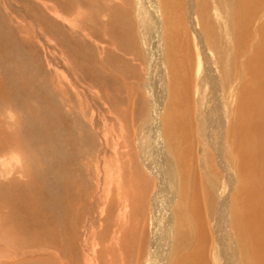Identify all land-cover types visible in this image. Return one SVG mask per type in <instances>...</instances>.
Instances as JSON below:
<instances>
[{"label": "bare ground", "instance_id": "obj_1", "mask_svg": "<svg viewBox=\"0 0 264 264\" xmlns=\"http://www.w3.org/2000/svg\"><path fill=\"white\" fill-rule=\"evenodd\" d=\"M134 2L0 0V105H12L24 117V121L18 120L19 134L7 130L6 125L0 128V144L18 143L24 152L31 148L29 157L33 164L38 160L41 167L43 161L49 165H44L45 168L37 165L35 176L29 174V178L20 182L21 187L15 186L16 181L11 179L9 183L15 189L6 190L2 206L7 209L10 221L15 217L14 224H19L20 234H34L36 240L42 241L37 245L50 253L53 251L50 248L63 251L71 264H82L84 256L91 264L92 257L84 252L88 250L93 257L96 255L94 247L99 242L92 233L99 232L97 240L105 236L113 220L110 217L118 206L105 201V208L99 210L102 217L97 231L91 233L93 224L90 220L87 224L84 218V213L90 211L91 200L81 183L76 184L80 176L77 178L78 169L72 166V157L79 155L80 163H84L85 154L90 157L94 154L105 165L106 158L110 161L112 156L119 166L131 164L135 185L134 197L128 198L133 202L130 209L135 215L129 214L133 220L125 228L129 236L122 226L114 228V224L110 229L112 237L114 233L117 237L124 233L122 264H264V0ZM71 21L87 40L74 36V28L69 27ZM136 27L140 28V36ZM139 39L143 51L138 47ZM52 52L71 58L77 75L81 72L78 77L82 75L83 83L93 81L106 69L112 71L111 78L120 76L121 82L126 79L130 117H124V134L113 135L111 156L105 151L106 137L101 135L104 140L101 145L105 147L100 149L88 127L83 130L85 138L82 137L84 142L90 141L87 147L81 144L83 150L77 149V140L82 138L71 137L69 115L64 120L62 115L66 112L59 108L56 112L48 110L51 105L44 103L45 97L44 106L41 105L43 90L54 82L44 77L52 70V62L48 61ZM75 58L85 61L83 70ZM133 58L147 63V102L132 90L134 86L128 79L138 76L132 74ZM100 62H106L107 67L102 68ZM155 74L153 85L150 83ZM70 76L76 86L81 83L73 74ZM110 80L108 77L106 82ZM122 88L115 95L103 93L115 117L120 118ZM141 106L143 111L139 112ZM41 108L59 120L49 121V114H44L43 120ZM146 111L150 115L146 117L148 126L144 134H139L134 121L138 112L139 116ZM63 129L68 131L65 136L70 143H65L67 139L63 137L64 143L58 144L57 133L61 134ZM42 146L46 147L44 156ZM51 165L60 166L56 182L53 181L59 190L53 196L55 200L47 205L49 199L45 201L43 186ZM81 166L85 168L84 164ZM119 166L116 171L120 173ZM103 167L105 170L106 166ZM18 188L21 199L11 198L9 193ZM83 222L87 224L84 226L87 234L82 233ZM2 238L6 242L11 237L5 233ZM82 245L86 246L84 252ZM4 247L0 245V250ZM30 248L22 249L30 254ZM107 253L108 264H116L113 249ZM59 262L62 263L61 259Z\"/></svg>", "mask_w": 264, "mask_h": 264}, {"label": "rangeland", "instance_id": "obj_2", "mask_svg": "<svg viewBox=\"0 0 264 264\" xmlns=\"http://www.w3.org/2000/svg\"><path fill=\"white\" fill-rule=\"evenodd\" d=\"M134 2V0H132ZM135 3V2H134ZM133 3V4H134ZM76 15V14H75ZM78 16L81 15V14H77ZM136 18V15L134 13V19ZM57 22V21H56ZM70 25V26H69ZM68 26L71 27L73 29V34L74 36H76L77 38L79 39H82V40H85L86 37L84 36H81L82 34L79 32L78 29L75 28L74 24L72 23V21L70 22ZM66 28V26H65ZM72 29H68L69 31H71ZM136 29H138V31L136 30L138 36H140V28L136 27ZM80 33V34H79ZM81 36V38H80ZM140 38V37H139ZM87 40V38H86ZM140 41V39L138 40V42ZM57 43V42H55ZM140 43V42H139ZM92 46V44H91ZM94 47V46H93ZM138 47L142 50V46H141V43H140V46L138 44ZM67 55H69V50L67 49ZM40 53H42V51H40ZM58 53V52H56ZM54 52H52V54L49 55V63L52 64V70L50 69L49 70V73L48 75H44V77L48 76V80H51V82L54 80L53 85L52 83L48 85L49 88L47 89H44L42 94L41 95V98L43 99V101H41V105L44 106V103H48L49 105H51V107L48 109V110H51L53 112H56V109L59 108V110H61L63 113L66 112L65 114L62 115V118L64 120H67V116L69 115V129L70 131L72 132V135L71 137L72 138H75L77 137V139H81L82 140H77V142H79L77 144L76 142V148L78 149L80 147V150L82 148L81 144H83L85 147H87L88 145V142L90 140H85L84 142V139L82 137V135L84 136L85 138V132H83V130L87 129L88 127V131L91 132L92 134L91 135H94L93 137L94 140L96 141V143L99 145L98 147L101 149L102 147L104 148L105 145H101L104 143V140L101 138L103 136L106 137V143H107V149L105 148V151L107 152V154H109V156H111V151L112 148H113V141H114V133H117L119 135L121 134H124V132L126 131L124 128H125V121L124 120V117L126 116L127 118L130 117L128 114L130 113L129 112V107L127 105V94L128 92H125L127 91V87L125 88L126 84H124L125 80H122V82L120 81V76L115 78H111V75L113 74L112 71H108L106 69V71L102 70L98 77L94 78L93 81H90V82H87V83H83L81 82L82 81V75L81 77L78 75H80L79 72L78 75H77V72H75L76 70H74L75 68V64L73 62H71V58H67L66 55H60L59 53L56 54ZM55 54V55H54ZM127 55V54H125ZM55 56V57H54ZM58 56V57H57ZM66 56V57H64ZM77 56V52L75 54L74 57ZM128 56V55H127ZM61 57V58H60ZM73 57V58H74ZM62 59V60H61ZM67 60V61H64V60ZM77 58H75V63H77L79 61V63L81 64H78L77 63V66L80 67L81 70H83V61L84 60H76ZM97 59V58H96ZM41 60V59H40ZM135 60V61H133ZM137 59H132L133 63H134V66H135V70L132 71V74L133 76H137L136 79H131L128 77L129 80H131L130 83H132V85L134 86L132 90H136V92L138 93V96L142 97V100H144L145 102L148 101V97L146 95V85L147 84L146 82H148V80L146 79L147 78V74H148V68H147V63L145 62H139V61H136ZM55 61V62H54ZM43 62V61H42ZM85 62V61H84ZM66 63V64H65ZM106 62H100V66L102 68H105L107 67V64H105ZM44 64V63H42ZM86 64V63H85ZM102 64H104L102 66ZM69 65V66H68ZM60 66V67H59ZM71 66V67H70ZM56 67V68H54ZM67 67V68H66ZM73 68V69H72ZM44 69V74H45V68ZM62 69V70H61ZM72 69V70H71ZM56 70V72H55ZM112 70V69H111ZM54 71V72H53ZM58 71V72H57ZM62 71V72H61ZM73 71L76 73H73ZM108 72H110L108 74ZM136 72V73H134ZM66 75H65V74ZM106 75H102V74H105ZM58 74V77L56 76ZM71 74H73L77 79L78 81H80L81 83H79L78 85H80L78 87V85L76 86L77 83H75L74 79L70 76ZM52 75V76H51ZM55 75V76H54ZM66 77H65V76ZM110 75V76H109ZM23 77V74L21 75ZM103 77V78H102ZM110 78L111 80L110 81H107V78ZM156 74L151 78V83L150 84H153L155 83L156 81ZM25 78V77H24ZM59 78V80L57 79ZM62 78V79H61ZM69 78V79H67ZM71 78L73 79L72 82H71ZM99 79L101 81H98L96 79ZM106 78V79H105ZM67 81H70L69 83L65 82L66 80ZM105 80V82H103ZM98 81V82H97ZM113 81V82H112ZM64 82V83H63ZM103 84H102V83ZM117 82V83H116ZM106 83V85L104 86V84ZM109 83V84H108ZM113 83V84H112ZM57 84V86H56ZM63 84V85H61ZM67 84V86L65 85ZM73 86L71 87L70 86ZM91 84V85H90ZM115 84V85H114ZM100 85V86H99ZM109 85V86H108ZM113 85V86H112ZM76 86V87H75ZM83 86V87H82ZM89 86V87H88ZM115 86L117 87L115 89ZM121 86V87H119ZM122 86L124 88H122ZM56 87V88H55ZM64 87V88H63ZM66 87L67 90H66ZM81 87V88H80ZM100 87V90L98 89ZM110 87V88H109ZM55 88V89H53ZM75 90H74V89ZM89 88V90L87 89ZM122 88V92L121 94L123 95V98L122 99V102L120 103V105H118L120 107V111L123 113L121 118L120 117H115V113L113 112V109H112V105L109 103L108 99L105 98L104 96V91L105 92H109L110 94L113 93V95L116 94V90H118V93H119V89ZM52 89V90H51ZM70 89V91H69ZM81 89V90H80ZM95 89V90H94ZM112 89L115 91H112ZM64 90V91H63ZM78 90V91H77ZM80 90V91H79ZM99 90V92H98ZM111 90V91H110ZM50 92L48 94V92ZM54 91V92H53ZM56 91V92H55ZM68 91L67 93H63V92H66ZM74 91V92H73ZM77 91V93L75 92ZM83 91V92H82ZM79 92V93H78ZM98 92V94H97ZM69 93V94H68ZM71 93V95H70ZM83 93V94H82ZM58 94V95H57ZM66 94V95H65ZM49 95V96H48ZM57 95V96H56ZM86 95V97H84ZM89 95V96H87ZM93 95V96H92ZM97 97H96V96ZM131 94H129V96H131ZM43 96V97H42ZM47 96V97H46ZM59 96V97H58ZM66 96V97H65ZM68 96V97H67ZM70 96V97H69ZM99 96V97H98ZM44 97H45V102H44ZM62 99H61V98ZM64 97V98H63ZM75 97H78V98H75ZM102 97V98H101ZM81 98V99H79ZM64 99V100H63ZM86 99V100H84ZM47 100H51V101H47ZM55 100V101H54ZM58 100V101H57ZM59 100H61L59 102ZM63 100V101H62ZM82 100V101H81ZM95 100V101H94ZM124 100V101H123ZM56 101L58 102V104L56 103ZM68 101V102H66ZM74 101H75V104H74ZM80 101V102H79ZM86 101V102H85ZM108 101V102H107ZM44 102V103H43ZM55 102V103H54ZM62 102V103H61ZM77 102V103H76ZM84 102V103H83ZM125 102V103H124ZM51 103H54V104H51ZM66 103V105H65ZM72 103V104H71ZM62 105L63 108H61L62 106H59L57 107V105ZM69 104V106L67 107V105ZM147 104V103H146ZM7 104H4L3 105H0V128H5L7 130H10V131H17V134L18 133V120L20 122L21 121H24V117L22 116L23 114H21L20 111H14L13 110V107H9V106H6ZM71 105V107H70ZM80 105V106H78ZM82 105V106H81ZM56 106V107H55ZM66 106V107H65ZM67 108L65 110V108ZM95 107V108H94ZM111 107V108H110ZM10 108V109H9ZM102 108V109H101ZM70 109V110H69ZM73 112H69V111H72ZM83 110H84V113H86V115L83 113ZM47 109L45 108H41L40 109V114L42 115V118L44 120V114H49V121H51L50 119H54V120H57L58 119V116L55 117V116H50V114L52 115V112H46ZM67 111L69 112V114L67 113ZM138 111L139 112H142L143 111V107H139L138 108ZM108 112V113H107ZM139 112L137 113V120L134 121V125L135 127L138 128V132L139 134H144L146 132V126L147 125V118L150 117L149 115V111H146L145 114H141L138 116ZM20 113V114H19ZM19 116H18V115ZM108 114V115H107ZM66 115V116H65ZM128 115V116H127ZM145 117H144V116ZM15 116V117H14ZM14 117V119H13ZM19 117V118H18ZM53 117V118H52ZM71 117V118H70ZM90 117V118H89ZM139 117V118H138ZM147 117V118H146ZM17 118V119H16ZM66 118V119H65ZM82 118V119H81ZM89 118V119H88ZM120 118V119H119ZM115 119V120H114ZM122 119V120H121ZM129 119V118H128ZM145 119H146V122H145ZM9 120V121H8ZM14 120V121H12ZM59 120V119H58ZM118 120V121H117ZM15 122L14 124H12L11 122ZM17 121V122H16ZM91 121V122H90ZM54 122H59V121H54ZM122 124H121V123ZM13 125H11V124ZM68 123V122H67ZM85 123V124H84ZM149 123V122H148ZM1 124H3L1 126ZM10 125V126H7V125ZM51 124V123H50ZM73 125V126H72ZM74 125H76L74 127ZM85 125V126H84ZM93 127H92V126ZM98 125V126H97ZM96 128H95V127ZM120 126V128H119ZM11 127V128H10ZM13 127V129H12ZM15 127H17L15 129ZM73 127V128H72ZM92 127V128H91ZM10 128V129H8ZM80 128V129H79ZM98 128V129H97ZM15 129V130H14ZM79 129V134L77 133L76 130ZM65 130V129H63ZM63 130L61 131V134H60V131L57 133V138L56 139H59V140H56V143L60 144L61 141L62 143H64L63 141H65L67 139V141L65 143H70V141L68 140V137H66L65 135L68 136V131L65 130V132L63 133ZM1 131V130H0ZM76 131V132H75ZM95 131V132H94ZM99 132V134H98ZM75 133V134H73ZM63 134V135H62ZM75 135V136H73ZM59 136V137H58ZM64 137V138H63ZM65 140H63V139ZM113 140V141H111ZM82 142V143H81ZM0 143H1V140H0ZM112 145V146H109V145ZM18 143L15 144H11L10 142L9 143H6L5 146H1L0 144V187H2V190L0 188V245L3 246L4 244V250H0V264H65L64 261H66V264H71L72 261L69 263V261L67 262L68 259H66V254H64V252L62 251V253H60L61 251L59 250H55V248H50L52 253L49 252V249L47 248H44V246L42 245H37L38 243L40 244L42 241H39V240H36L35 238L37 236H35L34 234H30V236H26L25 234H20L19 230L17 229L19 227V224H14L15 222V217L13 218V221H10L9 220V217H8V213L6 212V208L3 207V200L5 199V197L7 196L6 194V190L10 189L11 187V184L9 183V181L11 179H13L14 181H16V185L15 186H20V182L22 183L23 180H25V178H29L31 175L32 176H35L36 174V169H37V165L40 166V164L38 163V160L37 162H35L34 164L31 162V159H30V155L32 154L33 150L31 148H28V150H26V152H24L25 150L23 148H21ZM20 147V148H19ZM27 147V146H26ZM45 146H42V156L45 155L46 153V147L44 148ZM17 148V149H16ZM19 148V149H18ZM51 148V147H50ZM49 148V149H50ZM119 150H124V148H120ZM27 155H26V154ZM38 153V152H37ZM84 153V151H82V154ZM30 156V157H29ZM79 155H76L74 156V158L72 157V163H74L72 166L73 167H76L78 170H77V178L79 179H76V184H80L82 186V188L84 190H87L88 191V198L91 200L90 202V207H89V212L87 214V212L84 213V218L86 217V223L89 224V220L91 221V224H93L92 226V229H91V233L92 232H95L97 231V228L99 226V222L101 220V214L99 212V210L102 212V207H104V202L105 201H112L114 206H118V208L114 211V214H113V217H110V219H113L112 221L110 220V223H109V227L107 229V232H104L105 236L101 237L99 240H97V236L99 234V232H95V233H92L94 236H95V240L98 241V245L96 247H94L95 251H96V255H94V257L89 253L88 250H86V246L83 247L82 245V249H83V252L86 250V252H84V255L87 254V256H89L90 258L92 257V260H91V264H103V262L105 264H108L107 262V252L108 250L110 249H113V257L116 259V264H122L121 263V259L122 257L125 256V251L123 250V234H121L119 237H117L114 233V237H112V234L113 232L110 231V229L113 228L114 224L116 226L115 227H123L122 228V231L125 230V235L129 236V231L127 229H125L127 227V225H129L132 221L133 223V220H131L129 218V214H132L133 216H135L132 211L131 213V209L132 208V203H130L132 200L128 199L130 196L129 195H132L134 197V192H135V185L133 184L132 182V169H131V164L130 163H124L123 165H117L116 162H114V160L112 159V156L110 157V161L106 158V163L105 165L102 164V161L101 159H99V156H95L93 154V157L91 155L88 156L87 154H85L83 161L84 163H80V159L78 157ZM89 157V160H87L85 162V158L86 157ZM26 157V158H25ZM25 159V160H24ZM29 159V164L27 162V160ZM77 159V160H76ZM99 159V160H98ZM49 160V159H48ZM98 162H97V161ZM92 161V162H91ZM100 161V162H99ZM27 162V163H26ZM105 162V161H104ZM26 163V164H25ZM42 163V166L44 167L45 165V162H41ZM50 163V161L48 162ZM75 163H80L78 166L75 164ZM27 165L25 167V165ZM81 164L83 165L84 164V169L83 167L81 166ZM86 164V165H85ZM96 164V165H95ZM107 164V165H106ZM22 165V166H21ZM88 165V166H87ZM99 168H98V166ZM49 166L48 164L45 165V167ZM96 166V167H95ZM103 166H106L105 170ZM121 167V171L120 173L116 171V168L117 167ZM25 167V168H24ZM33 167V168H32ZM43 167H39V168H43ZM44 167V168H45ZM53 167V168H52ZM60 168V166H58ZM57 166L55 165H51L50 167V170L48 169L47 172V182L45 183V186H43V190L46 192L45 193V201H47V205L48 203L52 200H55V198H53V196H55L54 194L58 192L59 190V186H57L56 184L57 183H54L56 182L55 180V177H56V173L57 171L59 170ZM68 167V165H67ZM65 167V168H67ZM103 167V169H102ZM31 168V169H29ZM95 170H94V169ZM57 169V170H56ZM80 169V170H79ZM87 169V170H86ZM91 169V170H90ZM99 169V171H98ZM20 170V171H18ZM23 170V171H22ZM103 173H102V171ZM56 171V172H55ZM80 171V172H79ZM85 171H87L85 173ZM92 171V172H91ZM99 173H98V172ZM20 172V173H19ZM31 172V173H30ZM82 172V173H81ZM23 173V174H21ZM84 173V174H83ZM117 173V174H116ZM30 174V176H29ZM88 174V175H87ZM21 175H23L24 179L21 177ZM49 175V176H48ZM52 175V176H51ZM28 176V177H26ZM88 176V179L86 178ZM65 177V176H64ZM63 176L61 177V179H65ZM22 178V179H21ZM119 178V180H117ZM104 179V180H103ZM21 180V181H20ZM85 180V181H83ZM54 181V182H53ZM87 181V183H86ZM52 182V183H50ZM48 183V184H47ZM74 183V182H73ZM90 183V184H89ZM47 184V185H46ZM50 184H52V186H50ZM44 185V184H43ZM55 185V186H53ZM87 185V187H86ZM9 186V187H8ZM92 186V187H91ZM21 187V186H20ZM24 187V186H23ZM48 187V188H47ZM54 187V188H53ZM6 188V189H5ZM12 188V187H11ZM50 188H53V189H50ZM87 188V189H86ZM101 188V189H100ZM12 189H15V188H12ZM91 189V191H90ZM93 189V190H92ZM19 188L13 192V193H9L10 197L11 198H17V199H21V196L18 192ZM83 190V191H84ZM50 193V191H52V193L48 194V192ZM133 191V192H132ZM90 192V193H89ZM8 193V192H7ZM104 193V194H103ZM93 194V196H91ZM112 196V197H111ZM91 197V198H90ZM101 197V198H99ZM110 197V199H108ZM107 199V200H106ZM96 200V202H95ZM103 200V201H102ZM116 200V201H114ZM101 203V205L99 206V204ZM95 204V205H94ZM103 205V206H102ZM93 206V207H92ZM95 206V207H94ZM107 207V206H106ZM4 208V209H3ZM97 208H98V211H97ZM105 208V207H104ZM94 209V210H93ZM121 212H119L120 210ZM127 209V210H126ZM130 210V212L128 211ZM119 212V213H118ZM118 213V214H117ZM104 215V214H103ZM89 216V217H88ZM118 218H116V217ZM135 220V219H134ZM96 221V222H95ZM136 221V220H135ZM95 222V223H94ZM114 222V223H113ZM118 222V223H116ZM85 222H83V228H82V233L84 234V232L87 234V229L84 227L85 225H87ZM112 224V225H111ZM135 224V222H134ZM125 225V226H124ZM16 229V230H15ZM86 229V230H85ZM101 232V231H100ZM7 233L11 238H9V240H5L2 238V236ZM89 233V232H88ZM103 234V235H104ZM20 235V236H19ZM25 237H23V236ZM28 237V238H27ZM31 237V238H30ZM27 238V239H26ZM4 241H3V240ZM17 239V240H16ZM26 239V240H25ZM33 239V241H32ZM21 240V241H20ZM81 240V238H80ZM26 245H25V243ZM31 241H32V244H31ZM20 242V243H19ZM30 242V244H28ZM16 243V244H15ZM36 243V244H35ZM81 243V241H80ZM28 244V245H27ZM24 245V246H22ZM110 245V247H108ZM135 245V244H134ZM27 246V247H26ZM31 246V248H30ZM117 247H120V248H117ZM137 245L134 246V249H136ZM29 249L30 250L32 249V252H30V254H25L24 253V250L22 249ZM36 251H33L35 250ZM39 249V250H38ZM44 250L45 252H40L41 250ZM119 249V251H118ZM91 252H92V248H90ZM15 252L18 254L17 256L15 255ZM57 252V253H56ZM28 255V256H25V255ZM39 254H43L45 255L46 257H40ZM55 254V255H54ZM59 256H57V255ZM22 255V256H21ZM61 255V256H60ZM64 255V256H63ZM31 256V257H30ZM49 256V257H48ZM4 257V258H3ZM24 258V259H23ZM31 258V259H30ZM148 258V257H147ZM146 258V259H147ZM23 259V260H21ZM59 259H61L62 263L59 262ZM65 259V260H63ZM125 259V258H124ZM12 260V261H11ZM51 262V263H50ZM146 262V261H145ZM147 263V262H146ZM82 264H90L88 263V261L86 260V257L84 256L83 260H82Z\"/></svg>", "mask_w": 264, "mask_h": 264}]
</instances>
